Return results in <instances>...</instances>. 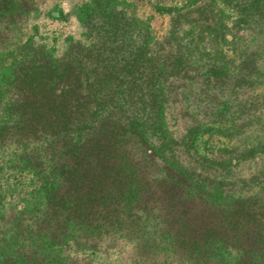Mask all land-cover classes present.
Wrapping results in <instances>:
<instances>
[{
  "label": "trees",
  "instance_id": "1",
  "mask_svg": "<svg viewBox=\"0 0 264 264\" xmlns=\"http://www.w3.org/2000/svg\"><path fill=\"white\" fill-rule=\"evenodd\" d=\"M139 2L147 16L129 17L131 37L124 34L131 23L118 19L120 3L89 0L79 11L88 44L76 42L58 58L42 52L37 67L0 48V188L21 203L17 225L2 232L11 241L0 236V264H29L21 250L40 254L37 234L52 244L49 264H73L76 252L103 246L106 254L129 246L132 264H224L225 252L238 254L230 264H264V0ZM28 4L0 0V21ZM206 4L215 18L208 43L198 46L180 19ZM156 16L175 24L158 34L148 23ZM119 53L133 54L135 79L116 75ZM220 59L233 74L217 66ZM201 61L218 71L206 85L188 74ZM173 112L184 119L178 138L166 120ZM200 138L220 143L210 145L219 157L201 154ZM177 148L198 174L218 178L186 170ZM142 167L157 172L153 182ZM156 188L167 200L185 190L209 207L169 221L143 200ZM139 202L141 211H132ZM22 214L36 215L24 229Z\"/></svg>",
  "mask_w": 264,
  "mask_h": 264
},
{
  "label": "rangeland",
  "instance_id": "2",
  "mask_svg": "<svg viewBox=\"0 0 264 264\" xmlns=\"http://www.w3.org/2000/svg\"><path fill=\"white\" fill-rule=\"evenodd\" d=\"M29 4V8L24 11V14H22L19 17L10 19H3L0 21V34L4 33L5 38H2V43H0V48L3 49H12L15 51L17 58L20 60H23L24 58L31 57L32 61L29 65L32 67L39 66L42 62L38 58L42 57V52L47 53L52 58H58L61 56H65L69 51L73 48L74 44L76 42L81 44H88L90 41L89 34L87 33V30L83 27L81 22V17L79 15L80 6L81 4L88 2L89 0H26ZM116 2L120 3L119 9H121V16L118 18L122 24V22H125L126 24L131 23L130 26H128V31L124 34L125 36L129 35L130 37L133 36V27L136 26L134 21H132V18L129 17H135V18H142L145 19L147 14L143 15V9L140 6L139 0H115ZM174 5H183V3L174 4ZM206 4L205 6H202L200 8L201 10H204L203 12L198 13L195 12L194 15L189 14L187 16H184L180 19L182 23V29L185 33V35H189L191 39L196 41L198 46H205L208 43L209 32L211 30V22H213V18L215 15L214 8L212 5ZM206 7V8H205ZM148 13V11H147ZM137 16V17H136ZM125 18H128L126 21ZM117 19V20H118ZM176 19V18H174ZM175 21V20H174ZM172 20V22L169 20V18H163L162 20L159 19L157 16L153 19L149 20L148 23L151 24L152 28L157 30L158 34H165L168 32V30L171 28L172 24H175ZM121 26V25H120ZM127 27V26H125ZM130 30V31H129ZM128 38V37H127ZM4 45V47H3ZM135 45L134 42H131V45L127 48V51L129 50H135L133 47ZM200 50H202V47H200ZM117 56V62L114 70L117 72L116 75H118L120 78L124 80L123 76H128L129 78H134L137 76L135 75L136 72V66L135 62L132 60L133 54L130 56V58L125 57L124 54L119 53ZM217 66L224 68V65H226L223 60H219L215 62ZM229 66V65H227ZM225 66L222 70H227L229 74L232 72L234 73L232 69H228V67ZM210 65L205 64L201 61V63H193L191 67L189 66V76L192 78V76H195V80H204V85L209 83V81L214 80L215 78L214 74L218 73V71H210L208 72V68H210ZM34 69V68H33ZM197 73V74H196ZM135 76V77H134ZM211 76V78H210ZM176 76H171L170 79L175 80ZM190 77H185L182 79V81H189ZM235 77L233 78V80ZM186 91V90H185ZM187 92V91H186ZM187 104V101L184 103ZM184 104L182 103V107H184ZM179 108V107H178ZM180 109H182L180 107ZM168 111H171V108L169 106ZM175 112L173 114H170V116L166 115L167 125L169 130H171L172 135L176 138L180 136V133L182 132V124L184 125V119H174ZM264 115V113H263ZM264 119V118H262ZM187 126V125H185ZM216 141L211 138L207 141L206 144L203 143V138H200L196 141L195 144H197V150L201 154H206L207 156H213V157H219L216 156V150L214 147H211L212 145L219 146L220 143H215ZM211 145V146H210ZM207 147V153L206 151H202L203 147ZM173 156L175 159L180 161V164L184 166V168L188 171H192L193 174L199 175V176H206L209 178H218V176L214 177L212 174L213 172L208 171V173H199V168L192 166L189 164L186 159H184V155H182V151L177 148L173 152ZM222 158V157H221ZM137 159V158H136ZM141 161L136 164L135 166H141ZM251 167V166H249ZM141 174L146 176L145 179L148 180V182H153L155 177L158 176L157 172L152 170L151 167H142ZM211 173V174H210ZM29 177V176H28ZM22 183L27 184L28 180L26 179H19ZM27 189L30 188V186L25 187ZM155 194L150 197L151 193L147 192L146 198H143L146 205L150 207L149 205H152L153 212L158 213L161 212L162 216L164 218L168 217L169 221L180 215L179 218L182 219V215H185V212L188 216H192V214L195 212H199L201 210H204L205 208H208V204H204V201H200L194 198L189 192L183 191L180 192V189H177V192L174 193L172 200H167L163 197V195L156 189ZM231 192V191H229ZM0 214L4 213V210L2 208L7 207L11 208V211H6L3 215V217H0V236L9 239V234H3L2 232L13 226L17 225L15 217L18 215V212L21 210V203H11L12 199L16 198L10 197L6 194L5 190L3 188H0ZM139 195V194H138ZM216 196V195H215ZM139 198V197H138ZM151 201H154L152 204ZM169 201V202H168ZM10 203V204H9ZM142 203V202H141ZM140 202L138 204H133L134 210L132 211L138 212L141 211V204ZM2 204V205H1ZM169 205H173V208L171 211L168 210ZM138 208V211L135 209ZM212 208H210L211 210ZM172 214V215H171ZM36 217V215H35ZM31 214H22V217L20 218V225L19 227L24 229L28 224H31L32 220L35 218ZM178 218V219H179ZM155 219H153L154 221ZM19 221V220H18ZM151 221V222H153ZM27 234V233H26ZM24 234V236H27ZM19 238V239H18ZM18 242L21 240V237H18ZM9 241H11L9 239ZM35 244L41 243L42 244L37 247L40 251V254L35 255L33 254L32 250L24 249L21 250L25 251V255L28 259V263L32 264V258H35V262H38L39 264H49V257L54 254V252L50 251V247H52V244H49L47 238H41L40 234H37L34 236L33 241ZM107 242V241H106ZM105 242V243H106ZM19 244V243H18ZM98 245V244H97ZM103 246V245H102ZM55 246H53L54 248ZM17 248V247H12ZM34 248V247H32ZM104 246L101 247L96 253H89V251H81L76 252L77 260H74L75 262L73 264H132V257L129 253L130 247L124 246L118 251L119 249L112 248L108 251V254L104 253ZM237 255L235 252H231L228 254V252L223 253V259L221 263L224 264H230L234 262L237 258ZM85 257H88L85 259ZM83 258V260L81 259ZM126 261V262H125ZM158 260H154L153 258H147L146 263L143 264H157Z\"/></svg>",
  "mask_w": 264,
  "mask_h": 264
}]
</instances>
